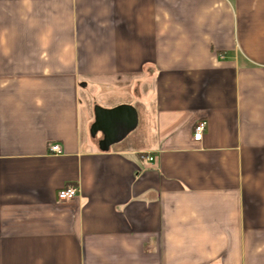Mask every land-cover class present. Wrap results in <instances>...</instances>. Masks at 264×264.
Segmentation results:
<instances>
[{
	"label": "crops",
	"instance_id": "obj_1",
	"mask_svg": "<svg viewBox=\"0 0 264 264\" xmlns=\"http://www.w3.org/2000/svg\"><path fill=\"white\" fill-rule=\"evenodd\" d=\"M0 264H264V0H0Z\"/></svg>",
	"mask_w": 264,
	"mask_h": 264
},
{
	"label": "built area",
	"instance_id": "obj_2",
	"mask_svg": "<svg viewBox=\"0 0 264 264\" xmlns=\"http://www.w3.org/2000/svg\"><path fill=\"white\" fill-rule=\"evenodd\" d=\"M193 139L195 142H201L204 138V134L207 130V122L201 121L195 125ZM51 152L59 154L61 152L58 145L51 147ZM143 161L145 162H154L155 159L151 156L144 157ZM79 195V190L76 187H68L62 189L57 194V199L59 202L71 201Z\"/></svg>",
	"mask_w": 264,
	"mask_h": 264
},
{
	"label": "water",
	"instance_id": "obj_3",
	"mask_svg": "<svg viewBox=\"0 0 264 264\" xmlns=\"http://www.w3.org/2000/svg\"><path fill=\"white\" fill-rule=\"evenodd\" d=\"M122 110V109H120ZM119 110V111H120ZM99 117V116H98ZM136 116L135 114L133 113H130L129 116H128V123H127V127L124 129V131L121 133V136L120 138H123L125 137L127 134H129L137 125V120H136ZM99 121V119H98ZM107 140V139H106Z\"/></svg>",
	"mask_w": 264,
	"mask_h": 264
}]
</instances>
